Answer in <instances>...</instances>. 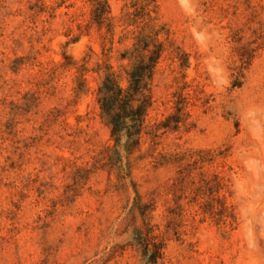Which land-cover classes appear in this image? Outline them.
Returning <instances> with one entry per match:
<instances>
[{
	"label": "rangeland",
	"instance_id": "374dc122",
	"mask_svg": "<svg viewBox=\"0 0 264 264\" xmlns=\"http://www.w3.org/2000/svg\"><path fill=\"white\" fill-rule=\"evenodd\" d=\"M109 3L99 26L91 0H0V264H245L230 178L250 144L240 113L264 105V0H198L220 35L211 52L178 0ZM156 45L154 103L128 153L97 69L127 87ZM211 54L231 77L223 93ZM178 103L183 122L162 128Z\"/></svg>",
	"mask_w": 264,
	"mask_h": 264
},
{
	"label": "clouds",
	"instance_id": "9594fccd",
	"mask_svg": "<svg viewBox=\"0 0 264 264\" xmlns=\"http://www.w3.org/2000/svg\"><path fill=\"white\" fill-rule=\"evenodd\" d=\"M178 4L183 14L192 21L190 31L196 45L211 52L220 35L205 24L198 0H178ZM11 6L14 4L6 5ZM202 63L218 92L223 93L231 86V77L222 55H205ZM240 120L250 144L235 148L243 171L230 178V197L239 220L245 264H264V105L252 103L244 107ZM127 130L122 132L126 134Z\"/></svg>",
	"mask_w": 264,
	"mask_h": 264
},
{
	"label": "trees",
	"instance_id": "16d2710c",
	"mask_svg": "<svg viewBox=\"0 0 264 264\" xmlns=\"http://www.w3.org/2000/svg\"><path fill=\"white\" fill-rule=\"evenodd\" d=\"M95 4L93 20L103 26L112 19V10L109 0H91ZM75 39L73 42H77ZM149 52L148 58L141 60L129 72V84L123 87L110 63L101 65L97 72L103 79L98 89V99L102 115L111 125V135L117 145L122 144L128 153H132L141 143L145 129L146 118L153 106L152 83L156 67L163 54L161 45H156ZM84 80V73L80 74ZM184 106L177 104L176 112L171 114L162 123V128H178L183 122ZM128 129L127 133L122 132ZM123 139L124 142H123Z\"/></svg>",
	"mask_w": 264,
	"mask_h": 264
}]
</instances>
